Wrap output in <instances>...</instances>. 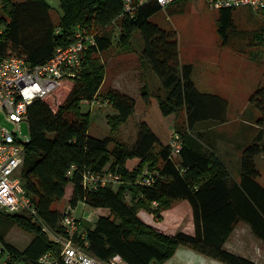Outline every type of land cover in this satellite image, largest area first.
Here are the masks:
<instances>
[{"label":"trees","instance_id":"16d2710c","mask_svg":"<svg viewBox=\"0 0 264 264\" xmlns=\"http://www.w3.org/2000/svg\"><path fill=\"white\" fill-rule=\"evenodd\" d=\"M59 8L60 16L54 22L45 0H0V60L18 57L32 66L42 64L55 48L73 42L77 30L95 40V45L82 53L81 70L77 78L69 80L71 85L64 100L51 108L44 101L46 96L27 109L29 141L24 146L20 179L41 223L21 214L0 213L1 220L31 236L28 245L19 250L0 234V243L11 257L8 263L40 264L39 258L45 253L58 256L59 245L42 231L40 224L62 235L63 211L83 203L108 211V215L96 219L93 228H82L80 221V235L74 237L77 245L100 261L119 257L125 264H161L181 246L222 264H254L226 251L224 244L238 223L246 224L264 244V189L256 182L259 173L254 161L264 154V142L255 141L242 149L239 182L229 177L219 159L203 151L200 130L226 123L228 103L196 89L191 80L192 66L179 61L175 34L149 21L163 8L156 0H144L132 14L124 11L122 0H59ZM218 11V32L225 43L234 10ZM115 22L121 30V48L130 44L135 31L141 36L145 72L150 71L165 91L156 99L161 115L184 110L185 131L179 134L182 147L175 160L169 158L168 144H162L144 122L139 125L133 145L118 136L120 127L134 113L135 100L113 88L102 90L105 67L97 57L111 47V38L105 31ZM260 35L264 43V29ZM100 90L99 97L115 111L106 119L110 130L102 139L89 135L90 114L82 110ZM144 95L142 91L141 98ZM249 103L258 111L257 126L263 128L264 88L257 89ZM133 159L138 163L128 169L126 163ZM72 166L75 169L67 176ZM144 169L157 172L150 187L135 184ZM85 172H113L121 176L123 183L117 189L105 186L89 191L82 184ZM68 186V205L59 212L55 205L64 200ZM130 189L129 204L124 193ZM179 201H186L191 207L192 235L165 234L138 216L143 211L161 219V213ZM154 203L156 207L152 209ZM57 264L63 263L59 259Z\"/></svg>","mask_w":264,"mask_h":264},{"label":"rangeland","instance_id":"374dc122","mask_svg":"<svg viewBox=\"0 0 264 264\" xmlns=\"http://www.w3.org/2000/svg\"><path fill=\"white\" fill-rule=\"evenodd\" d=\"M11 1L20 2L23 0ZM45 1L51 7L50 15L52 20L57 22L61 13L59 0ZM233 10L231 27L228 30L225 43L218 32L219 11L209 7L203 0L175 2L154 14L149 21L166 32L175 34L179 49V61L181 64H190L192 66L191 80L197 90L205 94L223 96L228 103L230 117L233 119L239 117L243 121L249 117V112H253L259 117L258 111L249 103V99L257 89L264 88V43L260 35L261 30L264 29V12L252 11L247 7ZM120 32L117 22L106 29L105 33L111 38L112 45L109 50L97 56L100 63L105 67V80L102 90L114 88L116 79L119 76L124 77L121 81L122 85L130 88L131 82L130 86H127L124 84L125 80L128 81L132 76H136L135 80L140 85L135 83L133 87L126 91L133 95L138 91L139 86L143 87L145 85V89H139V92L143 91L145 95L139 103L137 102L136 111L134 110L136 115L132 114L128 121L120 127L118 136L124 142L130 143L133 141L138 130L136 118L139 116V107L144 103H148V123L157 132L161 142L168 144L167 141H169L173 133L181 134L180 132L185 131L184 110L179 109L168 116L161 115L156 99L159 96H163L162 94L165 91L160 89L154 75L151 77L148 71L145 72L147 69H145L141 60L143 46L141 36L138 31H135L130 38V44L121 48L118 45ZM258 35L260 41H258ZM70 85L71 82L68 79H62L59 88L47 96L44 101L51 108H55L64 100ZM100 94L101 90L98 95L96 94L93 97L91 105L85 104L82 107L83 111L90 114L88 133L91 137L98 139L105 138L109 134L110 129L106 119L115 115L114 109L99 97ZM240 111L242 112L241 115H239ZM0 126L8 130L12 129V126L4 122L1 117ZM21 134L22 136L28 135L26 122L21 124ZM137 163L138 160H129L126 163V167L132 169ZM146 171L148 170L144 169V172ZM109 187L117 189L119 185H110ZM131 192L132 189L126 190L124 193L125 201L129 204L131 202ZM69 195L70 187L68 186L64 200L55 205L59 212H62L68 205L66 202ZM186 205L188 206L191 222V207L188 203ZM180 206L181 202H176L173 208L176 209ZM155 207L156 205H152V209ZM92 209L78 203L71 210V213L81 219L89 228H93L97 215L92 213ZM1 212L2 210L0 209ZM140 213L142 214L141 216L139 215ZM140 213L138 216L147 225L150 224L149 221L151 219L154 221L153 223L161 221L160 218H156L155 214ZM183 223L185 227L182 229L186 230L187 220H184ZM154 228L162 232L159 226L155 225ZM185 233H192V224L190 230ZM0 234L4 236L6 242L19 250L28 243L31 237L18 227L10 225L1 219ZM151 241L154 242L152 239ZM5 259V254H0V264Z\"/></svg>","mask_w":264,"mask_h":264},{"label":"built area","instance_id":"2783aa9c","mask_svg":"<svg viewBox=\"0 0 264 264\" xmlns=\"http://www.w3.org/2000/svg\"><path fill=\"white\" fill-rule=\"evenodd\" d=\"M144 0H122L123 9L132 14L137 5ZM165 8L175 2H187L191 0H156ZM215 10L237 9L247 7L252 11L264 9V0H203ZM84 31L77 30L74 41L67 46L55 48L52 56L42 64L30 65L24 59L9 57L0 60V117L12 126L11 130L0 126V209L5 214H21L31 221L41 223L37 216V210L30 199L25 195L22 187L20 173L24 161V146L29 137L22 136L21 124L27 123V109L36 100L45 98L55 92L62 79L72 80L80 72L81 55L87 47L94 46L93 37L84 35ZM1 33V29H0ZM93 101L87 103L91 105ZM169 158L175 160L180 153L182 142L178 133H173L168 141ZM75 168L72 166L67 176ZM157 172H144L138 176L135 184L150 187ZM120 175L113 172L82 174V184L86 190H96L98 187L122 184ZM83 204V203H81ZM84 205V204H83ZM155 205V203L153 204ZM86 206V205H85ZM67 207L61 216L60 228L64 234L58 235L40 224L42 231L59 245V255L45 253L39 258L40 264H57L59 259L63 264H125L121 258L114 257L107 261H100L89 255L74 242V237L80 235V221ZM81 237V236H80ZM81 239H83L81 237ZM86 243H84V246ZM0 254H5L6 259L2 264H9L11 257L4 251L0 243ZM154 264V263H152Z\"/></svg>","mask_w":264,"mask_h":264},{"label":"crops","instance_id":"0c3cea01","mask_svg":"<svg viewBox=\"0 0 264 264\" xmlns=\"http://www.w3.org/2000/svg\"><path fill=\"white\" fill-rule=\"evenodd\" d=\"M148 72L150 76L153 77L152 76L153 74L150 71ZM123 78H124L123 76H119L116 79V85H115L116 88L114 87L113 89L133 98L135 100V111H136L137 102L139 103L141 101V94H142V92H139V89H142L143 87L139 86L138 91L135 94L133 95L129 94L127 93L126 90H129L131 87H133L135 83L139 84V82L135 80L136 76H132L130 80L128 81L125 80L124 84L127 86H130V82H131V87L127 88L123 86L121 83ZM219 97L224 98L223 96H219ZM139 108H140L138 114L139 116H137L136 118V122L138 124L137 127L139 128V125L144 122L159 137L157 132L151 127V125H149L147 120L149 104L144 103L140 105ZM241 114L242 112L240 111L239 115ZM133 115L136 114L133 113ZM257 118H258L257 114H254L253 112H249V117L245 119L246 121L245 120L242 121L241 118L239 117L233 119L230 117V112L227 109L226 123L212 128L200 130L199 142L202 145L203 151L211 153L217 159H219L221 163L225 166L226 170L228 171L229 177L232 180H235L236 182H239V178H240V161H241L242 149L246 145H249L250 143L255 141H259L261 143L264 142V127L260 128L259 126H257L256 123ZM137 133L138 130L136 131L135 137L132 142L127 143L125 141V143H127L128 145H133L136 140ZM161 143L167 144L164 143L163 141ZM254 161L256 164V169L259 173V177L256 178V182L260 187L264 189V154H260L259 156H257L254 159ZM251 189L253 192H256L258 194V192L255 191L253 188ZM179 202H181L180 207L174 209L173 207L176 204L175 202L168 210L163 211L161 213L160 222L153 223L154 221H152L151 219L149 221L150 222L149 225L154 227L155 225L159 226L162 232L168 235H174L177 232H182V231L184 233L186 231L188 232L192 224V233L190 234L186 233L192 235L194 233V225H193V220H191L190 222V213L188 210V206L186 205L187 202L185 201H179ZM92 213L97 215V218L99 216L108 215V211L104 209L93 208ZM139 215L141 216L142 214L140 213ZM96 219L94 220V224ZM184 220H187V224H188L186 230L182 229L185 227L183 223ZM81 224H82V228L87 226L82 221ZM30 240L31 237L29 238L28 243L30 242ZM28 243L21 250H23L28 245ZM224 249L232 254L248 259L252 261L254 264H264V244L251 233L249 227L244 223H238L235 226L231 235L224 244ZM161 264H222V263L204 257L200 254H197L186 247L180 246L177 247L174 254L167 261Z\"/></svg>","mask_w":264,"mask_h":264}]
</instances>
